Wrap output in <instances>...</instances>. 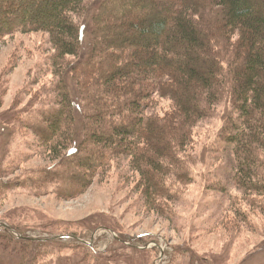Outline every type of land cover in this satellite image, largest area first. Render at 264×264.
Returning <instances> with one entry per match:
<instances>
[{
	"label": "trees",
	"instance_id": "obj_1",
	"mask_svg": "<svg viewBox=\"0 0 264 264\" xmlns=\"http://www.w3.org/2000/svg\"><path fill=\"white\" fill-rule=\"evenodd\" d=\"M84 15L92 17V50L77 21ZM36 31L50 32L58 52L59 107L39 117V130L61 160L39 169L31 188L84 180L60 184V193L74 195L114 159L129 157L145 178L147 205L159 209L160 195L176 196L172 173L194 178L185 166L193 128L231 100L222 137L235 155V181L246 195L264 196V0H0V42ZM67 55L76 56L69 65ZM157 96L172 99L175 111L162 118L148 111ZM12 228L0 225L32 245L15 264H63L45 263L43 254L53 253L47 245L81 241L72 232L33 239ZM0 264L8 263L0 257Z\"/></svg>",
	"mask_w": 264,
	"mask_h": 264
},
{
	"label": "rangeland",
	"instance_id": "obj_2",
	"mask_svg": "<svg viewBox=\"0 0 264 264\" xmlns=\"http://www.w3.org/2000/svg\"><path fill=\"white\" fill-rule=\"evenodd\" d=\"M77 21L85 24V45L91 49L92 17ZM57 53L47 31L18 33L0 42V225L33 239L77 234L81 241L67 235L73 241L47 245L53 253L43 254L45 263L264 264V196H248L238 186L235 155L222 137L235 111L231 100L218 103L193 128L185 166L194 178L172 173L168 181L176 196L160 195L159 209L147 205L145 178L129 157L114 159L74 195L60 193V184L80 186L84 180L62 178L48 188H31L39 185V169L61 160L39 130V117L48 120L59 107ZM75 59L67 55L63 61L69 65ZM151 106L148 111L161 118L175 111V102L163 96ZM24 244L0 231V257L8 264L25 259L32 245Z\"/></svg>",
	"mask_w": 264,
	"mask_h": 264
},
{
	"label": "water",
	"instance_id": "obj_3",
	"mask_svg": "<svg viewBox=\"0 0 264 264\" xmlns=\"http://www.w3.org/2000/svg\"><path fill=\"white\" fill-rule=\"evenodd\" d=\"M2 226H8V224H4V225H2ZM119 238V237H118ZM87 242V241H86ZM93 244H94V242H92Z\"/></svg>",
	"mask_w": 264,
	"mask_h": 264
}]
</instances>
